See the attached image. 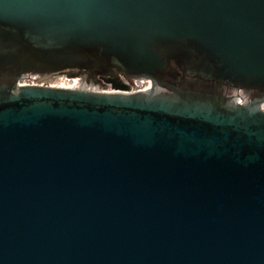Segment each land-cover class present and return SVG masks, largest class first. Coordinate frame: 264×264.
Segmentation results:
<instances>
[{
    "label": "water",
    "instance_id": "water-1",
    "mask_svg": "<svg viewBox=\"0 0 264 264\" xmlns=\"http://www.w3.org/2000/svg\"><path fill=\"white\" fill-rule=\"evenodd\" d=\"M0 264H264V0H0Z\"/></svg>",
    "mask_w": 264,
    "mask_h": 264
},
{
    "label": "flooded vegetation",
    "instance_id": "flooded-vegetation-1",
    "mask_svg": "<svg viewBox=\"0 0 264 264\" xmlns=\"http://www.w3.org/2000/svg\"><path fill=\"white\" fill-rule=\"evenodd\" d=\"M71 79V76H69L68 74H55V75H51V76H47L46 78H44L40 83L42 85H47V86H57V85H62V81H69ZM77 80V79H76ZM57 81L59 83H57ZM125 86H131L128 82H124ZM133 89H135L133 87Z\"/></svg>",
    "mask_w": 264,
    "mask_h": 264
},
{
    "label": "rangeland",
    "instance_id": "rangeland-1",
    "mask_svg": "<svg viewBox=\"0 0 264 264\" xmlns=\"http://www.w3.org/2000/svg\"><path fill=\"white\" fill-rule=\"evenodd\" d=\"M64 82L65 81H62V83H64ZM57 83H59V82L57 81ZM68 83H69V81L68 82L67 81L65 82L66 85H68ZM68 86H70V85H68Z\"/></svg>",
    "mask_w": 264,
    "mask_h": 264
}]
</instances>
